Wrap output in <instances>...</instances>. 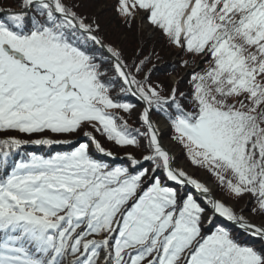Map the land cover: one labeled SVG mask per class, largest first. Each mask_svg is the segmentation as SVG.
Wrapping results in <instances>:
<instances>
[{"label":"snow or ice","instance_id":"obj_1","mask_svg":"<svg viewBox=\"0 0 264 264\" xmlns=\"http://www.w3.org/2000/svg\"><path fill=\"white\" fill-rule=\"evenodd\" d=\"M84 6L0 13V132L36 137L0 138V264H264V0H115L126 28L188 57L186 91ZM129 96L138 126L119 114ZM164 129L222 198L177 166ZM96 134L132 151L116 163Z\"/></svg>","mask_w":264,"mask_h":264},{"label":"rangeland","instance_id":"obj_2","mask_svg":"<svg viewBox=\"0 0 264 264\" xmlns=\"http://www.w3.org/2000/svg\"><path fill=\"white\" fill-rule=\"evenodd\" d=\"M91 1H94V0H83V3L85 6L82 8V10L86 11L88 14L97 13L98 14L97 16L99 17L101 22L105 23V25H103V28H104L103 35H105L108 40L114 43H118V45L122 47L123 49L124 47L131 48L132 51L130 50L131 52L128 53L129 55L132 56L134 52L136 51L137 47L141 43L143 44V47L148 42L152 47L154 46L156 48V46L159 45L160 47H162V49L165 48V46H163L164 44L162 42L163 40L159 37V35L152 36L151 38H149V30L147 27H145L143 33L138 31V34H137L138 41H134V37L132 36L134 32H131V33L128 32L129 30L125 28L121 18L117 15L114 8L112 7L114 4V1L95 0L98 3L96 8L95 6H92ZM16 8L20 9L19 6H16ZM184 57L185 56L182 55V53H180L179 50H176L173 52L172 49L170 48L168 50V56L166 58L164 57V59H161L158 62L153 61V63L154 62H155L154 64L158 63L159 65L162 66L163 69L167 70L168 72L167 74H170V75L165 76V78L171 85L174 82H179V86L183 87V88L181 87L182 89L184 88L187 89L186 87L188 85L187 81L190 78V72L192 69L185 67L184 70L179 75L176 73V71L172 72V70H170L171 65H173L172 67H174L176 63L177 62L180 63L184 59ZM196 63L198 64L199 68H202L204 64L199 61V58L196 59ZM195 66L196 65H193V67ZM175 70H178V68L176 67ZM135 104L137 105L136 107L137 110H140L142 108V105H140L138 102H135ZM167 131H168L167 129L163 130L164 133ZM48 135H52V134L49 133ZM17 136L19 135L17 134ZM163 142H165L168 145V147L173 151V153L176 155L177 166L180 167V165H182L181 167H183L191 175L195 176L196 178H199L200 180L208 182L212 186L214 195L216 196V198H222L223 193L221 192V189L217 187L216 183L212 180V177L208 173L204 172L203 170L196 169L194 166H192L190 162L187 161L186 157L183 156L182 151L179 148V146L171 142L169 140V137H165ZM125 152L123 153L116 152L119 154L118 159H123ZM226 202L232 203V201H226ZM244 203L236 204L235 206L239 208L243 206ZM253 219L255 220V218ZM255 222H259V221L255 220Z\"/></svg>","mask_w":264,"mask_h":264},{"label":"trees","instance_id":"obj_3","mask_svg":"<svg viewBox=\"0 0 264 264\" xmlns=\"http://www.w3.org/2000/svg\"><path fill=\"white\" fill-rule=\"evenodd\" d=\"M109 1H111V0H109ZM112 1H114V4H115V0H112ZM92 3V6H95V8L97 7V2L94 0V1H91ZM113 4V3H112ZM113 4V5H114ZM16 6H19V8L21 9V0H0V12H2V11H5V10H9V9H11V10H15V9H17L16 8ZM81 11H83L82 9H81ZM84 12H86V11H84ZM91 15V14H90ZM95 15H98L97 13L95 14ZM98 17V16H97ZM99 18V17H98ZM99 21H100V23H101V25H102V27H103V25H105V23L104 22H101V20L99 19ZM121 22V21H120ZM124 28V27H123ZM126 28V27H125ZM127 30H129L128 32L129 33H131V32H134L133 33V37H134V41H138V37H137V34H138V27L137 26H133V28L132 29H128L127 28ZM131 30V31H130ZM102 35H103V33H102ZM163 40V39H162ZM164 44H163V46H165V48L164 49H162V47H160L159 45H157L156 46V48L153 46H151L148 42L146 43V45L143 47V50H144V54L145 55H147L149 52H151V51H153V49H155V51H156V53H158V55H159V59L158 60H156V59H154L153 61H159V60H161V59H164V57L166 58L167 56H168V50L171 48L172 49V51L174 52V51H176V50H179V49H176V48H174V47H170V46H168L167 44H166V42L163 40L162 41ZM131 48H127V47H124V51H125V54L126 55H128L129 57H131V55H129L128 53H130L131 51ZM180 51V50H179ZM180 53H182L181 51H180ZM182 55H184L183 53H182ZM170 56V55H169ZM185 57H184V59H188V57L186 56V55H184ZM197 59V58H196ZM167 60H169V59H167ZM156 62V63H157ZM155 63V62H154ZM170 65V64H169ZM173 65H171L170 67V70H172V72H174V71H176V73L179 75L183 70H184V68L185 67H181V62L179 63V62H177L176 63V65L174 66V67H172ZM149 67H151V65H149ZM176 67L178 68V70H175L176 69ZM204 67H207V65L206 64H203V66H202V68H204ZM168 72H167V70L166 69H162L160 66H159V64L157 63V64H155V69H154V71H153V73H152V76H151V79L153 80V81H159L164 87H169V86H171V84L166 80V78H165V76H168V75H170V74H167ZM180 87V90H182V91H186L188 88H189V85H187L186 87H187V89L186 88H184V89H182L183 87L182 86H179ZM182 87V88H181ZM130 102V101H129ZM135 104V103H134ZM136 112H139L138 110H137V108H136V110H135V112L133 113V115L131 116V118H129L128 117V115L127 114H125V113H119L120 115H123V116H125V118L126 119H128V122L130 123V124H133V126H138L137 124H136ZM17 134L19 135V137H21V138H24V139H29V138H36V137H27V136H24L23 134H20V133H17V132H14V131H9V132H0V137H6V136H17ZM49 133H46V135H48ZM97 135V137H98V139H100V141H101V143L106 147V148H109V149H111L113 152H118V153H123V152H125L126 150H128V151H132V149H118V148H115V147H113V145H112V143L111 142H109V141H107L104 137H101L99 134H96ZM164 137H169V134L168 133H166L165 135H164ZM57 138H60V137H57ZM67 148H68V146H63V147H54L53 149H51V151H56V150H67ZM33 151V150H32ZM50 151V150H49ZM49 151H46V150H43V151H35L37 154H46L47 152H49ZM116 163H118V162H116ZM212 180L214 181V178L212 177ZM215 182V181H214ZM221 192H222V190H221ZM223 193V192H222ZM245 200H246V198H245ZM245 200H241V201H239V203H237V204H241V203H244L245 202ZM236 230H234V232H235ZM241 238H243V237H241Z\"/></svg>","mask_w":264,"mask_h":264},{"label":"bare ground","instance_id":"obj_4","mask_svg":"<svg viewBox=\"0 0 264 264\" xmlns=\"http://www.w3.org/2000/svg\"><path fill=\"white\" fill-rule=\"evenodd\" d=\"M131 101L132 102H135L133 99H131ZM164 144H165V146L166 147H168V145L164 142ZM182 165H180V167H181ZM199 179V178H198ZM203 181V180H202ZM204 182H206V181H204ZM207 184H208V186L213 190V188H212V186L208 183V182H206ZM213 193H214V191H213Z\"/></svg>","mask_w":264,"mask_h":264}]
</instances>
